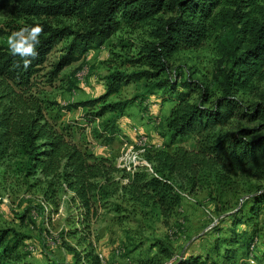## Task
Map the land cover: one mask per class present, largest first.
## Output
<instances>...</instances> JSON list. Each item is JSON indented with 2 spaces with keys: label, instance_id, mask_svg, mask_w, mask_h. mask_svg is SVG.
<instances>
[{
  "label": "trees",
  "instance_id": "obj_1",
  "mask_svg": "<svg viewBox=\"0 0 264 264\" xmlns=\"http://www.w3.org/2000/svg\"><path fill=\"white\" fill-rule=\"evenodd\" d=\"M10 3L16 16L25 19L27 25L41 24L43 34L37 46L38 55L26 70L16 66L21 62L19 56H13L9 47L0 45V165L11 163L14 174L33 178L35 186L41 185L45 204L57 208L60 196L70 192L81 214L88 217L96 212V202L119 191L132 204L153 206L167 217L181 202L173 173L188 171L192 186L196 183L193 179L196 168L200 167L216 173L219 180L226 179L222 171L264 179V90L259 89V83L264 81L261 0H0V9ZM64 20H74V26L64 24ZM146 25L151 28L152 41L135 60L146 63L150 69L124 75L126 79L147 80L143 96L148 97L152 92L155 97L156 90L163 92L158 95L162 98L164 93H176L178 83L167 74L169 57L180 50L200 47L212 30L220 31L212 77L219 84L221 94L211 100L209 88L197 80L187 78L179 82L188 91L201 88L202 98L198 103L189 101L187 91H177L174 95L176 101L166 120L170 142L174 144L177 139L194 136L196 148L191 153L181 146L174 154L164 150L148 153V162L154 164L152 171L140 166L126 183H121L123 175H115L119 167L105 156L97 157L82 149L71 139L68 126H58L46 117L49 104L54 103L45 97V86L64 67L87 51L99 48L123 26ZM63 40L67 41L63 54L51 69L41 74L47 55ZM119 78L113 75L105 93L76 102L73 107L92 106L103 100L117 90ZM243 96H257L258 100L245 105ZM124 106L125 103L109 104L97 115ZM234 117L259 123L254 127L241 126L228 134L223 128ZM240 212L241 216L245 213L248 221L264 212V186L249 192L243 205L227 216L233 225L231 230L244 222L238 219ZM8 232L0 230V264H35L21 253L22 238L9 237ZM235 237H229L225 243L232 245ZM248 239L244 241L246 244ZM226 249L229 247L225 246ZM232 250L233 254L223 253L226 262L236 258L237 251ZM82 257L83 264H101L93 250L86 251ZM203 262L201 255H189L176 264ZM128 264L160 262L152 256H138Z\"/></svg>",
  "mask_w": 264,
  "mask_h": 264
},
{
  "label": "rangeland",
  "instance_id": "obj_2",
  "mask_svg": "<svg viewBox=\"0 0 264 264\" xmlns=\"http://www.w3.org/2000/svg\"><path fill=\"white\" fill-rule=\"evenodd\" d=\"M62 22L74 26V20ZM26 24L25 19L16 16L13 4L0 9L3 30L0 45L8 47L9 34ZM150 29L147 25L123 26L99 48L87 51L64 67L45 86V97L54 103L49 104L46 117L58 126H68L71 139L82 149L97 157L105 156L119 167L115 175H123L121 183H126L140 166L152 171L154 164L148 162V153L164 150L174 154L178 146L191 153L196 148L194 136L177 139L172 144L166 126L177 91H187L190 102L201 101V88L188 91L180 85L183 80L189 78L207 86L211 100L221 94L219 84L212 77L220 31L212 30L200 47L180 50L169 57L167 74L178 83L176 93H164L162 98L158 95L163 92L156 90L158 97L152 96V92L148 97L143 96L147 80L126 79L124 75L150 69L146 63L135 60L152 41ZM66 43V40L57 43L49 52L41 74L51 69ZM113 75L120 77L115 92L92 106L73 107L76 102L105 93ZM259 89L264 90V81L259 83ZM242 98L245 105L258 100L257 96ZM115 103L125 106L97 115L103 106ZM258 123L234 117L223 131L231 134L241 126L254 127ZM10 164L0 165V230H9V237L22 238L19 249L35 264H83L82 256L89 250L98 255L101 264H128L138 256L155 257L160 264H176L189 255H201L204 264H264V212L252 221L240 212L238 219L244 222L235 225L234 230L227 219L243 205L249 192L264 186V179L222 171L226 179L219 180L216 173L200 167L196 168L193 178L196 183L192 186L188 171L176 172L172 179L181 194V202L170 216H163L153 206L132 204L117 191L96 202V212L84 217L70 192L60 196L57 208L51 207L42 201L41 185L35 186L33 178L14 174ZM229 237H235L236 242L227 245L225 241ZM247 239L248 245L244 242ZM225 246L229 249L225 250ZM231 247L237 255L233 262H226L223 253L233 254Z\"/></svg>",
  "mask_w": 264,
  "mask_h": 264
},
{
  "label": "clouds",
  "instance_id": "obj_3",
  "mask_svg": "<svg viewBox=\"0 0 264 264\" xmlns=\"http://www.w3.org/2000/svg\"><path fill=\"white\" fill-rule=\"evenodd\" d=\"M42 34L43 26L39 23L26 24L9 34L7 38L9 51L13 56L21 58L17 67H23L25 70L30 67L32 60L38 55L37 46L40 44Z\"/></svg>",
  "mask_w": 264,
  "mask_h": 264
},
{
  "label": "built area",
  "instance_id": "obj_4",
  "mask_svg": "<svg viewBox=\"0 0 264 264\" xmlns=\"http://www.w3.org/2000/svg\"><path fill=\"white\" fill-rule=\"evenodd\" d=\"M254 247H255V239H254V241H253L252 251H253ZM171 264H172V263H171Z\"/></svg>",
  "mask_w": 264,
  "mask_h": 264
},
{
  "label": "bare ground",
  "instance_id": "obj_5",
  "mask_svg": "<svg viewBox=\"0 0 264 264\" xmlns=\"http://www.w3.org/2000/svg\"><path fill=\"white\" fill-rule=\"evenodd\" d=\"M129 159H127V161H128ZM132 167V166H131Z\"/></svg>",
  "mask_w": 264,
  "mask_h": 264
}]
</instances>
